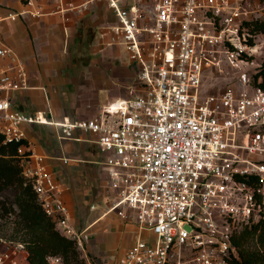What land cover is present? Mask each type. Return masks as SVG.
Returning a JSON list of instances; mask_svg holds the SVG:
<instances>
[{"label": "built area", "instance_id": "obj_1", "mask_svg": "<svg viewBox=\"0 0 264 264\" xmlns=\"http://www.w3.org/2000/svg\"><path fill=\"white\" fill-rule=\"evenodd\" d=\"M92 1L56 0V11H81ZM104 1L116 19L107 26L108 43L123 46L136 64V92L90 119L26 114L11 97L29 87L25 66L0 39V134L4 142H22L26 125L46 124L60 140L79 141L77 131L94 135L111 195L105 213L138 226L118 264H232L233 234L264 220V88L253 82L264 67V34L250 30L264 22L263 3ZM27 12L39 14L5 18ZM228 76L236 87L220 86L218 78ZM25 149L21 144L18 152ZM44 159L31 152L22 173L59 231L85 252L87 229L75 227ZM11 243L0 264L25 255L22 243Z\"/></svg>", "mask_w": 264, "mask_h": 264}, {"label": "crops", "instance_id": "obj_2", "mask_svg": "<svg viewBox=\"0 0 264 264\" xmlns=\"http://www.w3.org/2000/svg\"><path fill=\"white\" fill-rule=\"evenodd\" d=\"M64 1L80 4L84 0ZM35 5L29 7L23 0H0V39L21 59L28 76L29 87L11 95L15 108L26 114L44 112L55 121L86 119L130 97V89L136 92V64L129 58L126 61L121 58L123 46L108 43L111 34L107 26L116 19L104 0H94L81 11L57 12L56 0H35ZM36 9L39 14L27 12L15 20L5 18L10 13ZM25 132L29 150L33 155L44 156L43 163L51 172L54 169L60 175L71 166L74 171L82 170L84 185L65 204L70 215L73 206L85 210L82 227L79 218L71 215V220L76 228L79 226L77 229L90 231L91 236L85 242L88 264H93V260L96 264H111L110 250L119 241L126 245L134 241L135 224L114 212L105 213L107 171L98 163L102 156L92 141L94 135L77 131L79 141L60 140L57 130L46 124H28ZM44 136L50 137L49 146ZM72 142L79 144V150L77 156L70 157L65 154V147L68 143L72 150ZM63 158L68 161L63 163ZM96 200H106V208L90 217L97 207ZM96 225L98 228L91 232ZM23 259L29 264L25 255Z\"/></svg>", "mask_w": 264, "mask_h": 264}, {"label": "trees", "instance_id": "obj_3", "mask_svg": "<svg viewBox=\"0 0 264 264\" xmlns=\"http://www.w3.org/2000/svg\"><path fill=\"white\" fill-rule=\"evenodd\" d=\"M250 30L264 34V22H252ZM253 82L264 88V67L254 73ZM21 144L28 146L26 140L4 142L0 134V239L22 243L29 264H50L48 257L58 258L59 264H88L76 241L63 235L56 220L45 213L32 183L24 177L23 161L31 151L19 153ZM233 243L237 256L232 264H264V220L239 228Z\"/></svg>", "mask_w": 264, "mask_h": 264}, {"label": "rangeland", "instance_id": "obj_4", "mask_svg": "<svg viewBox=\"0 0 264 264\" xmlns=\"http://www.w3.org/2000/svg\"><path fill=\"white\" fill-rule=\"evenodd\" d=\"M260 3H263V6H264V0H260ZM121 58H123L125 61L129 60L128 59L129 58L128 53L125 50L121 51ZM263 58H264V55H263ZM218 80H220V86L223 87V88L226 87V86L236 87V81L234 79H232L231 77H229V76L225 77V78H223V77L218 78ZM82 119H85V118H82ZM86 119H90V118H86ZM41 132L46 133L44 131H41ZM48 138H50V137L46 138V136H44V139H43V140L46 141L45 144L47 146H49L51 144V141ZM72 144L74 146V148L72 150L69 147L70 144H68V143H66V147H65V154L67 156H70V157L71 156H77V153H78V150H79V144L78 143L72 142ZM83 144L87 145L85 143H83ZM52 172L57 176V180L59 181V183L61 185L62 198H63L65 203H66V201L72 200L73 199V195L75 194V190H78L79 188H81L82 185H84L83 184V180H82V177H83L82 176V170L74 171L73 166L69 167L67 170L62 171L60 173V175H58V173L54 169L52 170ZM59 177H60V180H59ZM96 190H97V187H96ZM106 190H107V188H106ZM5 194L7 196H10V193L8 191H6ZM105 195L106 196H105L104 199L107 200L108 198H111L110 192H107ZM91 200L92 201L94 200V196L90 197V201ZM106 200H96L95 201L97 207H96L95 210H93L90 213V217H94L97 213H99L100 209L106 208V205H105L106 204L105 203ZM70 210H71V215H74L75 217L79 218L80 227H82L83 224L81 222H82L83 216L85 214V210L83 208H77L76 209V208H74V206L72 208H70ZM103 222L104 221H102L101 223H103ZM76 226H78V224H76ZM98 226L99 225H96L95 227H93L91 229V232L92 231L94 232L98 228ZM87 233H88V238H90V236H91L90 235V231H88ZM136 233H138V226L137 225H135V227H134L133 235L130 232V234L133 236V238H132L133 240L135 238L134 235ZM142 235L144 237L146 235V232H143ZM125 243H123V241H119L117 246L110 250V254H109L108 257H109V260H110L111 264H115L116 263V259H119V257L123 254V251H125L133 242L129 243L127 245ZM13 248H14V243H11L10 241H8L4 237L2 239H0V254L5 252V251H10ZM81 255L85 259L88 258V256H86V252L81 251ZM16 259H17V264H25L22 252H19L17 254ZM59 263H60V261L54 262V263H50V264H59Z\"/></svg>", "mask_w": 264, "mask_h": 264}]
</instances>
